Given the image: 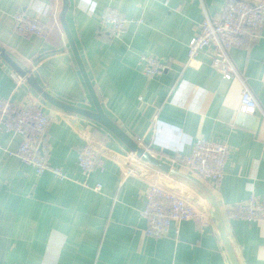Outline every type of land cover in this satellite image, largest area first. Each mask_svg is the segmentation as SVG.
<instances>
[{
    "label": "crops",
    "instance_id": "0c3cea01",
    "mask_svg": "<svg viewBox=\"0 0 264 264\" xmlns=\"http://www.w3.org/2000/svg\"><path fill=\"white\" fill-rule=\"evenodd\" d=\"M259 1V0H255ZM66 21L103 111L165 165L123 176L121 157L132 150L96 120L61 109L42 96L0 54V97L17 107L42 109L50 118L49 160L67 176L37 175L10 151L23 137L0 132V264H234L214 220L173 223L168 235L143 234L146 191L154 181L198 200L216 197L229 244L239 264H264V221L232 217L228 210L264 200V29L249 47L230 50L261 109L240 111L244 83L224 78L211 50L188 59V44L205 14L218 16L226 0H69ZM127 17L120 38L99 33L105 8ZM63 0H0V46L33 73L55 98L96 111L61 22ZM17 12L47 26L44 37L18 33ZM160 57L166 70L147 77L139 59ZM199 138L227 144L221 184L182 163ZM88 142L100 146L105 170L86 176L77 159ZM138 161V160H137ZM100 183L96 191L83 185Z\"/></svg>",
    "mask_w": 264,
    "mask_h": 264
},
{
    "label": "built area",
    "instance_id": "2783aa9c",
    "mask_svg": "<svg viewBox=\"0 0 264 264\" xmlns=\"http://www.w3.org/2000/svg\"><path fill=\"white\" fill-rule=\"evenodd\" d=\"M14 21V29L18 33L41 37L47 35V26L44 23L23 12H17ZM127 24L128 19L121 10L108 6L104 10L98 30L99 33L120 38L127 32ZM263 29L264 0H226L218 16L205 14L198 34L191 38L188 44V59L190 62L198 61L201 52L211 50V63L214 68L224 78L238 77L244 83L230 56V50L251 46L253 41L260 37ZM139 64L149 78L161 75L167 68L164 60L154 55H142ZM25 81L21 76L19 83ZM260 109L256 96L244 83L240 111L254 113ZM49 126L50 118L42 109L17 107L11 98L0 97V132L23 137L17 151L9 153L18 156L39 176L52 172L59 178H65L67 174L61 168L53 166L49 160ZM146 150L155 156L149 149ZM229 154L230 148L227 144L199 138L195 141L191 153L181 161L203 179L221 184ZM139 159L141 157L135 151L121 157L124 177L145 174L147 170ZM77 163L86 176L97 170L104 171L102 148L92 142L86 143L79 151ZM150 164L152 163L149 161L145 162L147 166ZM83 185L96 191L102 189L100 183L92 186L88 181H84ZM211 209L212 206L206 208L198 200L180 194L156 180L149 184L146 191V205L142 210V217L147 221V227L143 234L161 238L169 234L173 223L186 220H192L200 226L209 225L212 223ZM228 213L238 219L264 221V200L252 198L247 203L231 207Z\"/></svg>",
    "mask_w": 264,
    "mask_h": 264
},
{
    "label": "water",
    "instance_id": "95a60500",
    "mask_svg": "<svg viewBox=\"0 0 264 264\" xmlns=\"http://www.w3.org/2000/svg\"><path fill=\"white\" fill-rule=\"evenodd\" d=\"M70 3L69 0H63V9L61 12V22L64 26L65 32L67 34L69 43L71 45V48L75 54L76 60L78 62V65L80 67V70L83 74L84 80L87 84V87L89 89V92L92 96V99L96 106V111L87 110L85 108L75 106L72 104L65 103L54 96H52L49 92L44 91L43 87L38 83L33 73L29 70L21 68L8 54L6 48L0 46V54L1 56L11 65L15 68V70L23 77L27 82H29L42 96H44L49 102L54 104L55 106L64 109L66 111L76 112L85 116H88L103 126H105L107 129H109L111 132H113L128 148H130L132 151H135L138 156L143 158L146 161H149L152 164H158L160 166L165 167L161 162H159L155 156H152L147 152V150L139 145L138 142H136L132 137H130L120 126H118L113 120H111L103 111V108L101 106V103L99 101V98L97 96V93L95 91V88L93 84L91 83V80L87 74V71L85 69V66L83 64V61L81 59V56L79 54V50L76 46V43L73 39V36L71 35V32L69 30V27L67 25L66 21V14L69 9ZM168 168V167H165ZM212 199V209L210 211L212 219L218 226V228L221 230L222 236L227 244V247L230 251L232 260L234 264H239L235 254L232 251V248L229 244V240L227 239L226 232H225V222L223 220V217L220 212L219 204L216 200V197L214 195H211Z\"/></svg>",
    "mask_w": 264,
    "mask_h": 264
}]
</instances>
